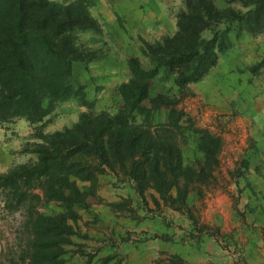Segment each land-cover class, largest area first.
I'll return each instance as SVG.
<instances>
[{"label":"rangeland","instance_id":"rangeland-1","mask_svg":"<svg viewBox=\"0 0 264 264\" xmlns=\"http://www.w3.org/2000/svg\"><path fill=\"white\" fill-rule=\"evenodd\" d=\"M83 1L101 32H75L86 57L95 54L88 62L73 63L69 80L82 90L58 101L38 123L24 117L0 122L15 142L11 167L37 161L32 150L43 141L41 132L71 127L83 113L115 114L124 109L118 87L132 76L129 57L137 56L150 67L141 52L142 39L173 35L177 14L184 8V0L168 1L176 29L158 36L137 30L128 20L129 14L136 18L135 13L145 11L143 3L134 7L129 0ZM215 3L220 9L248 8L239 0ZM118 30L126 31L123 41ZM229 36L230 46L217 63L201 80L189 83L184 94L174 75L164 69L147 94L150 98L159 92L174 93L178 98L175 106L154 112L152 123L159 128L166 123L181 151L182 165L189 170L179 184L186 189L185 204L171 205L153 185L140 189L119 169L99 172L93 181L76 179L81 189L91 192L86 205L74 206L76 217L68 220L72 231L60 241L59 264H264L260 256L264 226L261 234V225L255 224L257 217L264 219V188L254 189L250 175L264 171V28L250 31L236 22ZM175 119L180 125L168 124ZM206 144L211 158L206 157ZM177 188L170 193L177 196ZM34 191L40 195L33 202L36 209L51 215L64 212L61 200H47L41 188ZM4 198L0 194V264H28L35 246L27 209L8 208Z\"/></svg>","mask_w":264,"mask_h":264},{"label":"trees","instance_id":"trees-1","mask_svg":"<svg viewBox=\"0 0 264 264\" xmlns=\"http://www.w3.org/2000/svg\"><path fill=\"white\" fill-rule=\"evenodd\" d=\"M239 1L246 11L220 9L215 0H184L173 35L142 39L141 52L151 66L129 57L132 76L118 87L124 109L115 114L83 113L71 127L41 132L43 141L32 150L37 161L0 173L6 207L22 205L28 212L35 246L28 264H59L60 241L72 231L68 220L76 217L74 206L86 205L91 192L81 189L76 179L93 181L99 172L119 169L140 189L153 185L171 205L185 204L186 189L179 184L189 170L182 165L181 151L166 123L161 128L152 123L154 112L175 106L178 98L174 93L159 92L150 98L147 94L161 69L174 75L184 94L188 84L201 80L230 46L232 24L250 31L264 28V0ZM78 30L101 32L83 0H0V122L24 117L38 123L58 101L79 95L82 86L69 80L73 63L88 62L95 54L86 57L76 42ZM168 124L180 125L177 119ZM204 151L211 158L209 145ZM174 186L177 196L170 193ZM37 188L47 200H61L64 212L51 215L36 209Z\"/></svg>","mask_w":264,"mask_h":264},{"label":"crops","instance_id":"crops-1","mask_svg":"<svg viewBox=\"0 0 264 264\" xmlns=\"http://www.w3.org/2000/svg\"><path fill=\"white\" fill-rule=\"evenodd\" d=\"M131 1V4L137 6L140 3H143L145 5V11H140L135 13V17H131L130 14L128 17V20L132 19V24L137 27L136 29L139 31H145L146 33L156 34L160 36L163 33H171L174 32L176 29V16L172 12V10H168L167 5H170L171 3L168 2L169 0H129ZM144 1V2H143ZM130 5V4H129ZM139 13V14H138ZM131 17V18H130ZM116 29V28H115ZM117 30V29H116ZM120 39L123 41V35L122 32L126 34V31H119ZM108 38V37H107ZM111 38V37H110ZM108 38V39H110ZM5 130V131H4ZM8 131V130H7ZM14 140H12L10 137H8V132H6V129L2 127L0 124V172L6 171L8 168H10L14 162H15V156L11 152L12 145ZM263 174H258L257 171H252V176H254V189H263L264 188V171H262ZM262 177V179L259 177ZM243 187V185H242ZM251 187V186H249ZM247 189V187L245 188ZM217 213V212H215ZM257 217V216H256ZM234 221L237 222V217H234ZM235 222V224H237ZM255 224L261 225V234L263 233V227L264 226V219H260L257 217ZM264 242V240H263ZM261 251L264 250V247L262 245ZM260 256L264 257V252L262 251Z\"/></svg>","mask_w":264,"mask_h":264}]
</instances>
